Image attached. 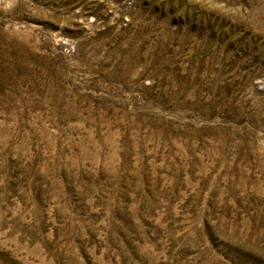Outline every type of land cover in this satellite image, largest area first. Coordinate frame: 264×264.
<instances>
[{
	"label": "rangeland",
	"instance_id": "obj_1",
	"mask_svg": "<svg viewBox=\"0 0 264 264\" xmlns=\"http://www.w3.org/2000/svg\"><path fill=\"white\" fill-rule=\"evenodd\" d=\"M0 264H264V0H0Z\"/></svg>",
	"mask_w": 264,
	"mask_h": 264
}]
</instances>
